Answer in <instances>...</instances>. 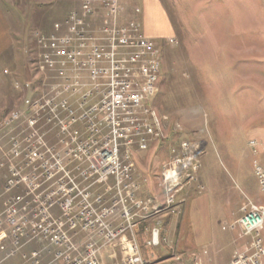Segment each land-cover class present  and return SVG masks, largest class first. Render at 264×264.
<instances>
[{
    "label": "built area",
    "instance_id": "built-area-1",
    "mask_svg": "<svg viewBox=\"0 0 264 264\" xmlns=\"http://www.w3.org/2000/svg\"><path fill=\"white\" fill-rule=\"evenodd\" d=\"M120 2L80 0L63 26L37 36L35 84L12 83L17 92L34 88L36 97L0 123V130L11 131L0 158V264L36 241L45 246L30 251L29 264H42L45 256L44 264L150 263L141 255L135 230L139 220L162 211L135 195L132 157L149 140L165 138L155 129L158 116L144 108L158 93L162 58L136 22L120 21ZM248 147L254 156L264 152L256 141ZM252 167L264 194V161L254 160ZM108 177L114 179V195L106 204L103 196L111 190L97 195L92 190ZM173 181L163 171L171 213ZM158 224L145 230V248L165 242ZM234 226L248 242L228 264H264V205L249 202ZM80 235L88 238L81 246ZM164 262L180 264L182 256L173 253Z\"/></svg>",
    "mask_w": 264,
    "mask_h": 264
},
{
    "label": "rangeland",
    "instance_id": "rangeland-1",
    "mask_svg": "<svg viewBox=\"0 0 264 264\" xmlns=\"http://www.w3.org/2000/svg\"><path fill=\"white\" fill-rule=\"evenodd\" d=\"M75 1L0 0L14 43L13 54L10 48L0 57V123L12 112H22L24 100L33 97L34 88L17 92L12 79L20 72L24 80L36 81L37 36L63 26ZM158 2L164 18L158 12H131L127 17L140 25L141 35H150L161 54L159 90L144 108L158 116L155 129L165 135L149 140L145 150L133 151L132 179L143 181L135 195L151 199L162 211L150 215L154 221L143 223L135 237L149 264H164L159 261L173 253L182 256L180 264H228L233 252L248 242L234 226L241 208L249 202L264 205L252 167L254 160L264 161V152L254 156L248 147L256 141L264 149V0ZM10 132L0 130V158ZM163 171L174 179L175 213L166 199ZM2 182L0 174V192ZM104 183V189L111 190L103 196L109 204L114 179L106 178L101 186ZM99 185L93 195L104 192ZM155 221L161 222L160 236L166 243L145 248V230ZM34 249L40 248L29 244L2 264H29L25 258ZM3 257L0 252V260ZM46 262L45 256L42 264Z\"/></svg>",
    "mask_w": 264,
    "mask_h": 264
},
{
    "label": "crops",
    "instance_id": "crops-1",
    "mask_svg": "<svg viewBox=\"0 0 264 264\" xmlns=\"http://www.w3.org/2000/svg\"><path fill=\"white\" fill-rule=\"evenodd\" d=\"M98 1V0H96ZM121 6H122V9H123V12L121 14V17H120V21L121 22H126V21H130L127 19L128 16H130L131 12L133 13H142L143 16H147L148 13H155V12H158V14H162V7L160 6L158 0H121ZM80 5V0H76L75 3L72 4V9H77ZM70 10V11H71ZM69 11V12H70ZM68 12V13H69ZM67 13V14H68ZM67 14L65 15V18L67 16ZM163 15V18H164V14ZM139 27V31H140V25L138 23H136ZM144 36L147 38H150V35H145ZM12 49V52H10V55L13 54V49H14V43L10 37V26H9V23L7 22V19L6 17L4 16L3 12H2V8H1V5H0V57L4 56L7 52H9V49ZM6 71V70H4ZM20 73V72H19ZM18 73L17 76H20L19 78H13L12 79V83L14 81H19V82H23L24 79H26V77L24 76L22 78V76ZM28 78H30V76H28ZM21 80V81H20ZM35 93V92H34ZM132 182L135 184V185H138V190H139V187L140 185L143 184V181L139 180V181H135V179L133 178L132 179ZM105 183L104 185L101 186V184L99 185L100 188H105ZM97 188V187H96ZM96 188L93 189V191L95 192ZM93 191H92V194H93ZM144 202H151V199H145L143 200ZM152 203V202H151ZM185 214V213H184ZM155 218L153 217H150V218H146V219H142V221H140V224H138L135 232H139L141 230L140 227H142L141 225L143 223H150V222H153ZM146 220V221H145ZM156 222V221H155ZM116 224V222H114ZM161 223V222H160ZM151 224V223H150ZM161 228V227H160ZM137 234V233H136ZM135 234V235H136ZM79 239V241H78ZM88 239V238H87ZM81 240V241H80ZM83 240H85V237L83 235H80L78 236V238L76 239V242H80L78 244H82ZM87 241V240H85ZM138 243V241H137ZM34 246H37L39 247L40 249L44 248L45 244L44 242L42 241H36L33 243H30ZM140 251H141V255H142V249L140 248ZM148 255V254H147ZM143 256V255H142ZM145 256V255H144ZM143 256V258H145ZM153 257V254L149 256V258L152 259ZM159 259H162L161 257ZM149 260V259H148ZM164 258L162 260L159 261V263H164ZM150 261V260H149ZM158 261V260H157ZM156 262V261H155ZM152 263V262H151ZM165 264V263H164Z\"/></svg>",
    "mask_w": 264,
    "mask_h": 264
},
{
    "label": "bare ground",
    "instance_id": "bare-ground-1",
    "mask_svg": "<svg viewBox=\"0 0 264 264\" xmlns=\"http://www.w3.org/2000/svg\"><path fill=\"white\" fill-rule=\"evenodd\" d=\"M157 232H160V227L157 225Z\"/></svg>",
    "mask_w": 264,
    "mask_h": 264
}]
</instances>
